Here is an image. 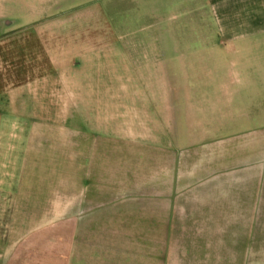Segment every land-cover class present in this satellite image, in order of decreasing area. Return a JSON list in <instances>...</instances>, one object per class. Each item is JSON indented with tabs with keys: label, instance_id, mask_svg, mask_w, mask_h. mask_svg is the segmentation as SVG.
I'll use <instances>...</instances> for the list:
<instances>
[{
	"label": "crops",
	"instance_id": "crops-1",
	"mask_svg": "<svg viewBox=\"0 0 264 264\" xmlns=\"http://www.w3.org/2000/svg\"><path fill=\"white\" fill-rule=\"evenodd\" d=\"M149 1L154 7L143 17L193 21L190 35L221 48L222 60L208 66L216 80L207 86V113L183 111L181 99L191 95L182 98L176 86L168 92L165 78L155 76L135 93L136 103L103 108V90L111 89L96 75L102 65L95 45L67 47L73 62L64 75L53 74L64 67L59 52L49 50L47 74L0 76V84H18L0 88V264H174L171 230L184 204L191 211L196 188L210 226L220 218L221 264H264V0ZM171 1L175 12L167 17ZM148 38L142 47L149 70L153 56L165 58L170 45L165 31ZM55 83L67 89V114L79 117L76 129L62 131L61 211L68 230L60 237L30 234L31 213L52 210L37 197L53 195L54 185L38 175L46 170L39 159L52 153L54 127L46 116L55 108ZM39 143L45 149L37 153ZM7 212L13 215L6 221ZM194 254L186 258L199 257ZM202 254L215 258L213 251Z\"/></svg>",
	"mask_w": 264,
	"mask_h": 264
},
{
	"label": "rangeland",
	"instance_id": "rangeland-1",
	"mask_svg": "<svg viewBox=\"0 0 264 264\" xmlns=\"http://www.w3.org/2000/svg\"><path fill=\"white\" fill-rule=\"evenodd\" d=\"M169 3V8L165 10L167 17L173 15L176 6L172 1ZM152 6L154 7V4L149 0H0V76L21 74L22 78L26 79V76L47 74L51 71V59L46 53L49 50L59 52L57 59L64 67L55 69L53 74L64 75L69 70V64L73 62L68 58L67 47L95 45L101 50L99 62L102 65L97 69L96 75L102 76L103 88L107 85L108 89H111L108 93L103 90L100 100L103 108L123 109L129 102L136 103L135 93L145 92L148 87L147 79L155 76L160 80L165 78L168 92L174 94L176 86L179 87L182 98L186 94L191 95L188 100L181 99L180 107L183 111L205 115L209 108L208 94L211 92L207 86L214 82L213 79L216 80L208 76V66L222 60L221 48L206 47L203 35H190L193 30L190 22L193 24V21L143 17V13ZM163 31L167 32V44L171 46L167 47V50L170 52H167L165 58L162 55L159 58L153 56L155 64L148 70L145 60L146 48L142 45L144 41L150 43V33ZM175 32L179 34L176 37L180 41L178 47L172 45ZM190 63H194L195 67H189ZM188 80H193V85L186 91ZM17 85L2 83L0 88L9 90ZM50 86L47 85L48 88ZM157 86L154 85V89L150 86L151 91H157ZM50 92L55 108L46 118L53 121V140L48 142L52 143V148L48 147L52 153L45 159H39L40 163H45L46 160V170L40 171L38 177L49 180V183L54 185L48 190L53 195H39L37 200L40 206L45 201L50 203L52 210L31 213V220L35 221L33 225L36 227L31 228L30 234L60 237L65 229V213L61 211L62 175L66 172L62 169V131L68 127L76 129L79 117L76 113L67 114V89L63 84L55 83ZM115 94L119 98L110 101L108 96ZM127 94L131 96L130 100L124 98ZM42 118L45 116H39V121ZM44 149L40 143L37 144V153ZM76 168V164L71 166V178L76 177ZM200 190H193L189 213L187 204L178 210L181 217L177 218L170 238L174 264L222 263L221 259L217 258L221 252V228L217 227L220 218H214V227L210 226L211 220L206 218V206L204 197L200 196ZM72 201L70 198L71 203ZM20 214L22 218L27 216V213ZM11 215L13 213L7 212L5 220ZM74 218H77V213H70V220ZM205 251H213L215 258L203 259L202 253ZM188 253H196L194 255L199 257L189 260L186 258Z\"/></svg>",
	"mask_w": 264,
	"mask_h": 264
}]
</instances>
